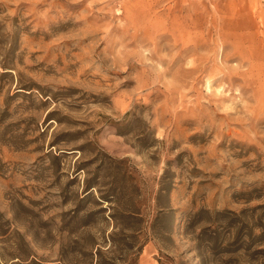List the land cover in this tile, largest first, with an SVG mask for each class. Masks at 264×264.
Returning <instances> with one entry per match:
<instances>
[{"label":"rangeland","instance_id":"374dc122","mask_svg":"<svg viewBox=\"0 0 264 264\" xmlns=\"http://www.w3.org/2000/svg\"><path fill=\"white\" fill-rule=\"evenodd\" d=\"M0 264H264V0H0Z\"/></svg>","mask_w":264,"mask_h":264},{"label":"bare ground","instance_id":"6f19581e","mask_svg":"<svg viewBox=\"0 0 264 264\" xmlns=\"http://www.w3.org/2000/svg\"><path fill=\"white\" fill-rule=\"evenodd\" d=\"M255 15H256V14H255ZM253 17H254V16H253ZM256 17H257V16H256ZM253 21H255V19H253ZM254 23H256V22H254ZM254 23H253V24H254ZM261 24H262V23H261ZM258 31H259V30H258ZM258 33H259V32H258Z\"/></svg>","mask_w":264,"mask_h":264}]
</instances>
